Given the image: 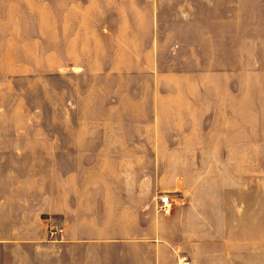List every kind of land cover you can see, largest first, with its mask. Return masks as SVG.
I'll return each mask as SVG.
<instances>
[{
  "label": "rangeland",
  "instance_id": "obj_1",
  "mask_svg": "<svg viewBox=\"0 0 264 264\" xmlns=\"http://www.w3.org/2000/svg\"><path fill=\"white\" fill-rule=\"evenodd\" d=\"M238 4L233 35L230 25L212 23L221 11L227 12L222 0H209L208 37L199 35L193 23L184 24L188 30L178 37L186 45L176 58L169 54L175 35L165 38L157 120L164 147L169 136H181L182 173L192 184L197 180L214 184L222 177L221 166L227 176L234 175L235 207L240 214L255 213V235L263 236L264 0ZM56 5L57 0H0V149L12 150L16 159L11 180L31 185L41 181L40 190L48 193L55 189L58 136H154L157 92L151 72L152 0L140 3L137 12L123 14L127 25L122 36L129 48L143 55V78L89 79L73 72L72 65L84 63V54L94 44L72 41L73 15L57 12ZM182 25L176 21L174 28ZM196 44L202 46L201 53L193 51ZM97 46L91 69L103 68V45ZM112 50L111 68L125 60L127 70H134L129 54ZM170 71L185 75L175 77ZM115 101L120 108L111 107ZM140 119L142 128L137 125ZM1 179L7 177L0 175ZM213 186L201 196L214 197ZM191 191L181 190L171 198L172 212L187 203L184 197ZM200 207L208 213L217 209L215 201Z\"/></svg>",
  "mask_w": 264,
  "mask_h": 264
},
{
  "label": "crops",
  "instance_id": "obj_2",
  "mask_svg": "<svg viewBox=\"0 0 264 264\" xmlns=\"http://www.w3.org/2000/svg\"><path fill=\"white\" fill-rule=\"evenodd\" d=\"M143 1L57 0V12L73 15L72 41L94 44L84 54V63L72 65V71L89 79L143 78V55L129 48L122 36L127 25L123 14L137 12ZM208 3L152 0L151 72L157 86L151 123L154 136H58L55 189L49 193L40 190L41 181L34 186L11 180L16 159L12 150L0 149V175L7 177L0 180V264H180L183 260L188 264H264V229L263 236L255 235V213L237 211L234 175L227 176L221 166L222 177L214 184L200 180L192 184L182 173L185 150L181 136H169L167 148L159 136L163 43L175 35L169 54L176 58L186 45L178 37L188 30L186 23H193L199 35L208 37ZM223 3L226 14L221 11L222 16L212 23L230 25L233 35L238 0ZM176 21L183 22L178 29L174 28ZM100 43L105 53L100 63L103 68L91 69L93 52L100 49ZM112 48L129 54L134 70H127L125 60L111 68ZM193 51L201 53L202 46L196 44ZM113 106L120 108L118 101ZM139 121L142 128L144 122ZM213 185L214 197L201 196L202 190ZM187 188L193 191L184 197L183 207L168 216L157 215L162 192L172 198ZM207 201H215V213L202 211L200 206Z\"/></svg>",
  "mask_w": 264,
  "mask_h": 264
},
{
  "label": "built area",
  "instance_id": "obj_3",
  "mask_svg": "<svg viewBox=\"0 0 264 264\" xmlns=\"http://www.w3.org/2000/svg\"><path fill=\"white\" fill-rule=\"evenodd\" d=\"M157 210L162 215H170L172 213V200L169 193H164L160 195L159 201L157 203ZM180 264H188L187 261H182Z\"/></svg>",
  "mask_w": 264,
  "mask_h": 264
}]
</instances>
